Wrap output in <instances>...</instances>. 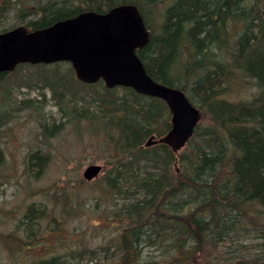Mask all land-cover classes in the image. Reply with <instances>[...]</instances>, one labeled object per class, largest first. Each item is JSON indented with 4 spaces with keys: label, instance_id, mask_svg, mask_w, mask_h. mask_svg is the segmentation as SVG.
Wrapping results in <instances>:
<instances>
[{
    "label": "trees",
    "instance_id": "obj_1",
    "mask_svg": "<svg viewBox=\"0 0 264 264\" xmlns=\"http://www.w3.org/2000/svg\"><path fill=\"white\" fill-rule=\"evenodd\" d=\"M11 1H1L0 17L12 7ZM243 1L171 0L163 7L160 0H86L82 2L84 5L71 0H48L38 4L36 10L27 8L19 13L20 17L25 15L21 20L24 25L37 29L88 9L105 12L120 3L137 4L152 31L151 39L137 51L148 74L158 82L183 89L194 105L205 108L209 114L210 125L202 127L199 123L194 136L177 155L163 142L145 146L150 136L159 138L171 127L170 111L160 98L121 87L132 94L128 99L117 95L118 87L106 88L102 80L82 83L76 79L69 62L22 63L14 71L0 73V85H3L24 67H35L33 81L25 79L19 86L46 87L58 93L60 110L69 118H79L74 115L75 106L71 104L77 102L72 97L77 96L71 86L73 82L82 88L100 86L101 92L98 95L94 92L95 99L100 105H113L115 112L111 116L103 115L108 117L104 124L108 130L115 128L116 152L126 157L118 159L105 175V193L108 197L107 192L127 198L131 191L141 193L140 197L114 210V219H119L116 224L121 226L116 245L119 264H199L198 261H205L202 253L206 249L230 238L243 224L256 223L255 218L262 216L264 8H253ZM14 2L21 6L26 0ZM150 7L162 8L157 31L147 15L146 8ZM234 21L241 22V31L235 37L233 55L227 59L221 48L228 44L227 36ZM13 27H0V32ZM232 68L255 79L258 89L252 99L233 102L224 98ZM6 94L11 96L10 89ZM37 103L35 99H26L19 107L40 110L41 105ZM8 119L1 110L0 127ZM53 126L44 135L57 133L58 126ZM198 135L200 141L195 139ZM176 157L180 159L177 161ZM29 159V169L31 166L41 169L46 157L36 150ZM141 161L149 163L152 170L139 173L135 166H140ZM179 161L181 165L174 166ZM123 168L129 173H123ZM33 206L28 210V221L48 217L45 212L36 215L34 212L39 209L33 210ZM250 211H257L255 218ZM38 237L39 232L33 230L28 235L30 239ZM103 251L110 250L103 247ZM100 252L96 248H83L36 258L25 264H86V257L92 259ZM249 262L264 264V254Z\"/></svg>",
    "mask_w": 264,
    "mask_h": 264
},
{
    "label": "rangeland",
    "instance_id": "obj_2",
    "mask_svg": "<svg viewBox=\"0 0 264 264\" xmlns=\"http://www.w3.org/2000/svg\"><path fill=\"white\" fill-rule=\"evenodd\" d=\"M46 1L26 0L25 5L23 2L19 6L12 0V7L0 17V27L23 24L21 20L25 15L20 17L19 13L27 8L36 10L38 4ZM83 1L86 0H71L84 5ZM160 1L163 7L171 2ZM243 3L253 8H264V0H244ZM146 9L154 30H159L162 8ZM240 23H232L234 27L226 35L228 44L221 48L227 59L233 55L235 37L241 31ZM34 69L26 66L9 77L6 84L0 85V111L9 117L0 127V264H25L36 258L83 248L102 251L92 259L86 257V264H119L116 245L121 226L116 224L119 219H114V210L140 197L141 193L131 191V198L107 192L108 197L105 193V175L118 159L125 160L126 157V154L116 152L117 131L114 127L108 130L104 124L108 117L103 115L111 116L115 109L113 105H100L95 99L94 96L97 97L102 90L100 86L82 88L73 82L71 86L73 91H77V96L72 97L77 102L71 104L75 106L74 115L79 118H69L60 110L58 93L54 94L46 87L19 86L25 79L31 82ZM232 71L224 98L233 102L252 99L258 89L255 79L237 68H232ZM8 89L11 96L6 94ZM115 92L128 99L132 97L121 87ZM26 99H35L41 109L19 107ZM201 110L200 124L202 127L210 125L209 114L205 108ZM97 115L98 119L95 118ZM44 123L48 126L44 127ZM53 124L58 126L57 133L44 135V132L49 134ZM154 139L158 138L154 135ZM195 139L200 141L201 136H195ZM36 150L46 157L45 165L41 169L36 166L29 169L30 155ZM140 163V166H135L139 173L152 170L149 163ZM89 164L103 165L101 173L90 181L83 177V171ZM175 165L180 166V161ZM122 172L129 173V170L123 168ZM31 205H34L33 210L39 209L34 212L36 215L45 212L48 217L28 221ZM250 213L255 218L257 211ZM255 220L256 223L243 224L231 233L230 238L206 249L202 253L205 261H198L199 264H250V260L262 256L264 211ZM31 230L39 232V237L28 238ZM103 247L110 251L105 253Z\"/></svg>",
    "mask_w": 264,
    "mask_h": 264
},
{
    "label": "water",
    "instance_id": "obj_3",
    "mask_svg": "<svg viewBox=\"0 0 264 264\" xmlns=\"http://www.w3.org/2000/svg\"><path fill=\"white\" fill-rule=\"evenodd\" d=\"M151 37L135 3L118 4L105 12L85 10L37 29L21 24L0 32V73L13 71L21 63L68 61L81 82L91 84L102 79L107 88L130 87L161 98L171 112V128L159 141L178 151L194 134L202 113L184 90L148 74L137 50ZM153 142L151 136L146 145ZM101 170L102 165L89 164L83 176L91 180Z\"/></svg>",
    "mask_w": 264,
    "mask_h": 264
},
{
    "label": "bare ground",
    "instance_id": "obj_4",
    "mask_svg": "<svg viewBox=\"0 0 264 264\" xmlns=\"http://www.w3.org/2000/svg\"><path fill=\"white\" fill-rule=\"evenodd\" d=\"M97 82H98V81H97ZM97 82H96V83H97ZM103 83H104V81H103ZM104 85H105V83H104Z\"/></svg>",
    "mask_w": 264,
    "mask_h": 264
}]
</instances>
